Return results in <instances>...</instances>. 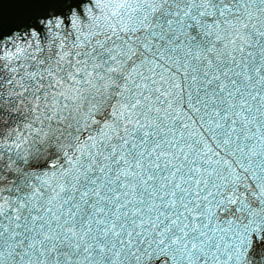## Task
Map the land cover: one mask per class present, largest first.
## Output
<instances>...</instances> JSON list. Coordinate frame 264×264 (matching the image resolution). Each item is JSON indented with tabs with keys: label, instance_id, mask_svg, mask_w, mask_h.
<instances>
[{
	"label": "snow or ice",
	"instance_id": "snow-or-ice-1",
	"mask_svg": "<svg viewBox=\"0 0 264 264\" xmlns=\"http://www.w3.org/2000/svg\"><path fill=\"white\" fill-rule=\"evenodd\" d=\"M0 264H264V0H0Z\"/></svg>",
	"mask_w": 264,
	"mask_h": 264
}]
</instances>
